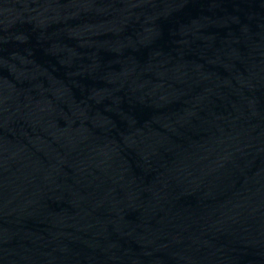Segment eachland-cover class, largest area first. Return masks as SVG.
<instances>
[{"label": "water", "instance_id": "obj_1", "mask_svg": "<svg viewBox=\"0 0 264 264\" xmlns=\"http://www.w3.org/2000/svg\"><path fill=\"white\" fill-rule=\"evenodd\" d=\"M0 264H264V0H0Z\"/></svg>", "mask_w": 264, "mask_h": 264}]
</instances>
